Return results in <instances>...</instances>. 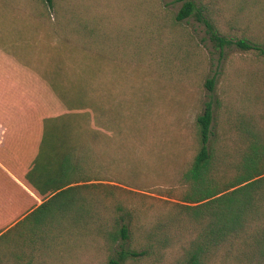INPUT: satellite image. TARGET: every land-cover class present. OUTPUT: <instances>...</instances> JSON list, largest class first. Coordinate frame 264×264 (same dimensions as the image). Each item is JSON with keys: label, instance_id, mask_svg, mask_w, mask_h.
<instances>
[{"label": "rangeland", "instance_id": "rangeland-1", "mask_svg": "<svg viewBox=\"0 0 264 264\" xmlns=\"http://www.w3.org/2000/svg\"><path fill=\"white\" fill-rule=\"evenodd\" d=\"M184 1L53 0L46 7L41 0H0V119L19 105L13 97L33 94L52 74L67 88L82 89L87 112L79 121L99 131L96 152L109 172V180L89 181V190L97 193L105 186L110 190L108 204L125 205L135 223L128 240H109L114 250L120 245L131 249L153 245L164 231L144 239L140 225L171 211L178 213L181 173L198 147L195 119L207 102L214 110L211 142L226 147L235 138L233 123L240 112L261 115L264 110V55L234 45L217 48L193 15L176 22ZM204 4L221 34L236 38L247 26L252 38L264 36L262 13L251 23L249 10L247 15L240 11L241 18L234 23L232 4ZM156 17L176 38V47L172 55L155 53L153 59L144 52L151 46ZM53 21L56 25L51 27ZM138 57L142 60L132 61ZM249 96L251 100L258 96L260 105L245 108ZM104 218L95 240L87 242L85 257L73 264L107 263L110 252L104 240L113 212ZM190 229L177 234L160 253L129 258L123 264H180L181 245L195 236ZM212 264L242 263L232 257Z\"/></svg>", "mask_w": 264, "mask_h": 264}, {"label": "trees", "instance_id": "trees-1", "mask_svg": "<svg viewBox=\"0 0 264 264\" xmlns=\"http://www.w3.org/2000/svg\"><path fill=\"white\" fill-rule=\"evenodd\" d=\"M41 1L46 7L53 2ZM208 1L232 4L234 23L240 20V11L247 15L249 10L251 23H255L259 12L264 15V0H200L201 7L194 0H185L175 15L176 22L193 15L217 48L234 45L264 55V36L252 38L247 26L236 38L221 34L204 4ZM156 19L157 27L150 29L151 46L144 53L147 57L172 55L176 38L166 32L159 17ZM51 24L53 27L56 22ZM207 82L211 87L213 79ZM253 91L248 90L249 95ZM12 99L19 105L10 107L8 117L0 119V163L5 168L1 174L10 193L18 191L22 205L19 213L25 215L0 235V264L80 261L87 253V242L91 237L95 240L109 211L113 212V222L104 240L110 252L106 264H123L129 258L160 253L190 226L195 236L181 245L180 264L221 263L232 257L242 264H264V110L261 115L240 112L233 123L235 138L226 147L211 142L214 110L207 102L195 119L198 147L181 173L178 213L171 211L140 225L144 239L164 231L153 245L138 249L120 245L114 250L109 240H128L135 223L125 205L108 204L110 190L105 186L101 185L103 190L97 193L89 190V181L109 180V172L96 152L99 131L87 129L79 121L87 112L85 93L77 87L67 88L52 74L33 94L24 92ZM251 99L249 96L245 108L260 105L258 96ZM216 104L219 113L220 103Z\"/></svg>", "mask_w": 264, "mask_h": 264}, {"label": "crops", "instance_id": "crops-1", "mask_svg": "<svg viewBox=\"0 0 264 264\" xmlns=\"http://www.w3.org/2000/svg\"><path fill=\"white\" fill-rule=\"evenodd\" d=\"M5 171L4 166L0 163V235L6 232L15 223L21 220L25 214H20L21 203L19 201L18 191H12L8 188L7 179H2V174ZM2 179V180H1Z\"/></svg>", "mask_w": 264, "mask_h": 264}]
</instances>
